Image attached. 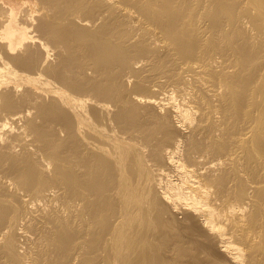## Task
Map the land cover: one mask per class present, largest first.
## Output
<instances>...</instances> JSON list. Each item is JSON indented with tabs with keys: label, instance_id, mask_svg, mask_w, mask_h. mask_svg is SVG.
I'll use <instances>...</instances> for the list:
<instances>
[{
	"label": "bare ground",
	"instance_id": "bare-ground-1",
	"mask_svg": "<svg viewBox=\"0 0 264 264\" xmlns=\"http://www.w3.org/2000/svg\"><path fill=\"white\" fill-rule=\"evenodd\" d=\"M0 264H264V0H0Z\"/></svg>",
	"mask_w": 264,
	"mask_h": 264
}]
</instances>
